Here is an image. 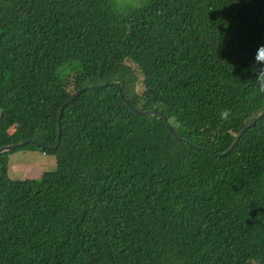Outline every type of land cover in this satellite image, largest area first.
<instances>
[{
	"label": "trees",
	"instance_id": "1",
	"mask_svg": "<svg viewBox=\"0 0 264 264\" xmlns=\"http://www.w3.org/2000/svg\"><path fill=\"white\" fill-rule=\"evenodd\" d=\"M262 46L264 0H0V146L56 161L0 154V264H264V116L207 150L264 109Z\"/></svg>",
	"mask_w": 264,
	"mask_h": 264
},
{
	"label": "rangeland",
	"instance_id": "2",
	"mask_svg": "<svg viewBox=\"0 0 264 264\" xmlns=\"http://www.w3.org/2000/svg\"><path fill=\"white\" fill-rule=\"evenodd\" d=\"M55 166V155L38 149H16L8 156V175L12 179L39 178L43 171Z\"/></svg>",
	"mask_w": 264,
	"mask_h": 264
},
{
	"label": "water",
	"instance_id": "3",
	"mask_svg": "<svg viewBox=\"0 0 264 264\" xmlns=\"http://www.w3.org/2000/svg\"><path fill=\"white\" fill-rule=\"evenodd\" d=\"M103 87V84H96V85H90L86 88H79L77 89L76 91H74L72 93V95L69 97L68 100L64 101L59 109V117H58V120H57V140H56V144L54 146H48L47 148L50 149V150H55L57 148V146L59 145L60 143V134H61V131H60V116L63 112V109L64 107L67 105L68 102L72 101L73 99H75L81 92H83L85 89H99V88H102ZM122 96V94H121ZM125 104L127 106H129L132 111L136 114H139V115H155L157 114L158 116H160L163 121L165 122L169 132L176 138L180 139L181 137L175 133V131L172 129V127L166 122V117L163 115V113L161 111H156L154 109H149V110H142V109H137L135 107H133L132 105H130L127 101H125ZM264 116V109L253 119L251 120L249 123H247L239 132L238 134L236 135L235 139L233 140V142L231 143V145L223 152H218V153H215L213 152L212 150L210 149H207L210 153L216 155V156H224L226 154H228L233 148L234 146L236 145V143L238 142V140L240 139V137L246 132V130L248 128H250L251 126H254L256 124V122L260 121L262 119V117ZM26 143H32V144H36L40 147H45L42 143H37L35 142L34 140H22L18 143H14V144H7V145H3V146H0V154L2 152H5V151H10V150H14V149H17V148H20L22 147L24 144ZM191 146L193 147H197L195 145H193L192 143H189Z\"/></svg>",
	"mask_w": 264,
	"mask_h": 264
},
{
	"label": "clouds",
	"instance_id": "4",
	"mask_svg": "<svg viewBox=\"0 0 264 264\" xmlns=\"http://www.w3.org/2000/svg\"><path fill=\"white\" fill-rule=\"evenodd\" d=\"M147 3V0H135L137 7H142ZM256 65L253 66L252 71L256 74V85L260 93H264V46L259 51L256 57ZM231 115V109H223L219 113L222 120H228Z\"/></svg>",
	"mask_w": 264,
	"mask_h": 264
}]
</instances>
